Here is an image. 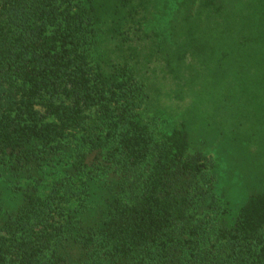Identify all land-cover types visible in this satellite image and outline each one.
Masks as SVG:
<instances>
[{
  "label": "trees",
  "instance_id": "16d2710c",
  "mask_svg": "<svg viewBox=\"0 0 264 264\" xmlns=\"http://www.w3.org/2000/svg\"><path fill=\"white\" fill-rule=\"evenodd\" d=\"M223 1L185 0L178 24L218 19L233 8ZM158 2L0 0V175L22 198L10 208L0 191V264H264V157L261 188L234 211L192 151L207 119L160 133L148 117L150 81L179 83L186 66L183 38L146 29ZM240 2L225 29L247 36L231 54L264 64V0ZM178 87L162 89L171 105Z\"/></svg>",
  "mask_w": 264,
  "mask_h": 264
},
{
  "label": "rangeland",
  "instance_id": "374dc122",
  "mask_svg": "<svg viewBox=\"0 0 264 264\" xmlns=\"http://www.w3.org/2000/svg\"><path fill=\"white\" fill-rule=\"evenodd\" d=\"M240 1L224 0L233 8L229 13L219 15L218 19L193 13L189 23L181 21L178 24L185 16V0H159L157 13L146 28L170 44L183 38L180 53L186 54V66L180 71L179 83L169 77L164 80L157 74L152 77L151 85L160 92L154 93L155 105L148 111V117L160 118V133H167L184 114L207 119L210 123L208 128L212 130L193 134L192 151L202 152L214 164L216 191L226 197L234 211L246 202L251 192L261 188L258 170L264 157V131L256 119L264 112V64H257L254 55L243 58L232 55L233 43L246 33L238 29L233 34L225 29L235 22L230 13L239 12ZM234 6L239 8L235 10ZM247 6L243 8L246 15L249 12ZM248 45L252 47L248 49L251 53L263 52L261 46L254 42ZM263 56L264 52L260 53L257 60ZM175 86L182 87L184 99L179 104L174 100L171 105L161 93L162 89L167 92L166 88L174 89ZM223 126L228 128L224 130ZM234 126L235 133L232 130ZM48 179L51 181L52 177ZM103 183L98 182L91 190L99 192ZM15 187L6 175H0V191L10 208L22 199L21 192ZM97 197L94 196L95 199Z\"/></svg>",
  "mask_w": 264,
  "mask_h": 264
}]
</instances>
